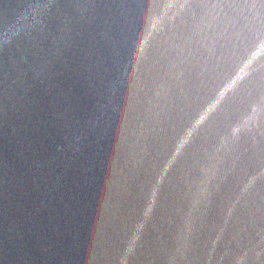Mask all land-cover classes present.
Listing matches in <instances>:
<instances>
[{"label": "water", "instance_id": "water-1", "mask_svg": "<svg viewBox=\"0 0 264 264\" xmlns=\"http://www.w3.org/2000/svg\"><path fill=\"white\" fill-rule=\"evenodd\" d=\"M0 264H264V0H0Z\"/></svg>", "mask_w": 264, "mask_h": 264}]
</instances>
